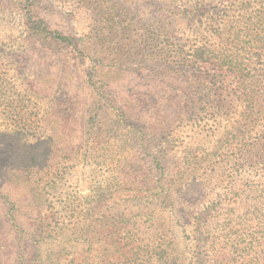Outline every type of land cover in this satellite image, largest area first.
I'll return each instance as SVG.
<instances>
[{
	"label": "rangeland",
	"instance_id": "obj_1",
	"mask_svg": "<svg viewBox=\"0 0 264 264\" xmlns=\"http://www.w3.org/2000/svg\"><path fill=\"white\" fill-rule=\"evenodd\" d=\"M41 1L51 28L79 40L75 49L33 35L14 1L0 0V254L7 263L16 224L27 264H101L104 252L76 225L101 220L97 194L106 214L124 212L136 227L142 209L170 206L146 188L159 174L155 156L169 170L185 158L203 166L178 191L175 207L222 206L234 218L251 206V167L236 166L229 152L209 154L234 114L216 124L205 115H179L174 97L185 86L182 77L166 79L156 55L137 48L142 34L168 21L154 0ZM107 7L120 21L112 30L119 56L95 36ZM112 106L121 108L123 123ZM206 174L210 185L201 182Z\"/></svg>",
	"mask_w": 264,
	"mask_h": 264
},
{
	"label": "trees",
	"instance_id": "obj_2",
	"mask_svg": "<svg viewBox=\"0 0 264 264\" xmlns=\"http://www.w3.org/2000/svg\"><path fill=\"white\" fill-rule=\"evenodd\" d=\"M13 1L33 35L43 34L77 49L79 39L51 28L44 19L41 0ZM153 4L168 21L142 34L137 48L150 49L156 55L167 71L166 79L178 81L182 77L185 86H180L178 97H174L179 115L190 119L205 115V121L211 118L216 124L220 123L215 122L217 117L234 114L236 119L227 121L226 128L218 132L212 145L215 150L209 154L229 152L236 166L251 167V186L246 190L251 193V206H245L234 218L223 210L231 208L222 206L175 207L178 191L203 166L185 158L169 170L162 158L155 156L153 163L159 174L146 182V188L152 189L159 202H168L167 210L161 206L142 209L145 218L136 227L124 212L106 214L102 207L106 203L97 194L94 214L101 220L77 224L75 232L84 236L90 247L101 248L105 256L101 264H264V0H154ZM105 9L109 12L105 10L101 16L103 24L95 36L119 56L123 53L121 40L112 41L116 38L112 30L120 21L111 8ZM160 28H166L167 33ZM134 48L130 46L125 52ZM112 107L120 112L118 125L123 123L121 108ZM143 143L147 151L149 143ZM210 177L206 174L201 182L210 185ZM133 229L138 233L136 238ZM10 230L14 234L8 261L12 262H6L1 250L0 264H27L23 232L16 224Z\"/></svg>",
	"mask_w": 264,
	"mask_h": 264
}]
</instances>
